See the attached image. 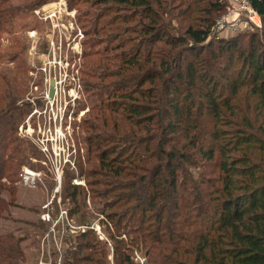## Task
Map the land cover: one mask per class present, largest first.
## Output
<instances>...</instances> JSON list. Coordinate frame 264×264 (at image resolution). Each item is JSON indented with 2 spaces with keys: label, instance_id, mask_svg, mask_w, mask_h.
<instances>
[{
  "label": "trees",
  "instance_id": "trees-1",
  "mask_svg": "<svg viewBox=\"0 0 264 264\" xmlns=\"http://www.w3.org/2000/svg\"><path fill=\"white\" fill-rule=\"evenodd\" d=\"M249 3L261 19L258 39L242 34L225 40L211 36L225 12L220 0H83L97 7L81 17L90 24L83 58L98 55L88 71L100 82L93 88L85 83L96 90L98 104L90 107L93 120L81 127L100 133L87 138L88 152L99 153L113 188L108 197L117 194L100 211L106 240L79 232L69 239L75 243L65 248L63 264H109V252L112 264H136L135 254L145 264H264V0ZM12 13L1 6L0 18ZM187 13L196 16L188 21L182 18ZM243 38L248 50L240 51ZM230 49L239 55L237 72H230V57L226 69L217 66ZM184 51L195 60L183 62ZM205 52L209 58H201ZM19 110L12 100L0 115L1 129L16 132L26 115ZM225 126L232 129L230 141L219 130ZM1 143L0 184L13 181L23 153L17 139ZM197 166L204 170L194 177ZM69 188L70 215L89 227L79 188ZM11 205L0 198V221L9 218ZM21 239L0 233V264L25 263Z\"/></svg>",
  "mask_w": 264,
  "mask_h": 264
},
{
  "label": "rangeland",
  "instance_id": "rangeland-1",
  "mask_svg": "<svg viewBox=\"0 0 264 264\" xmlns=\"http://www.w3.org/2000/svg\"><path fill=\"white\" fill-rule=\"evenodd\" d=\"M35 2L36 0H7L1 5L13 9V13L0 18V115L8 109L12 100L16 101V106L21 109L19 111H24L26 115L20 117L21 121L13 134L7 132V128L1 129L3 125L0 124V154L3 149L1 141L8 136L19 140L20 151L23 152L16 158V164H21L19 167L16 165L13 181L2 179L0 184V198L5 202H12L8 211L9 218L0 221V233L11 232L22 238L20 246L24 264H63L65 248H69L70 243H75L73 240L69 242V239L79 232L91 230L99 240H106L107 234L99 225V220L106 222V219L100 215V211L112 204L117 193L108 197L113 188L106 185L108 179L104 173L107 171L104 172L96 159L99 153L95 149L88 152L87 138L100 133L86 132L81 127L85 120H93L94 114L90 113V107L98 104L94 96L96 90H86L85 83L93 88L92 85L100 82L94 77L93 71H88L91 67L89 61H95L99 58L98 55L83 58V52L89 50V45L85 42L90 38L84 37L83 32L90 28V24L83 21L81 12L90 7L84 5L83 0H48L30 9V5L33 6ZM195 16L196 14L187 13L182 18L189 21ZM89 18L92 19V16ZM187 23L182 21L180 25L185 26ZM175 24L178 23L172 20L171 27L174 30L177 29ZM258 24L250 25L240 33L221 32L219 36L226 40L237 35L256 34L258 39L262 26L260 19ZM247 38L238 40L237 47L240 46V51L248 50ZM261 42L264 43L263 39ZM101 46L102 44L93 48L94 52H100ZM228 53L229 56L226 53L220 57L217 66H224L226 69L229 66L226 62L230 57L235 67L230 72H237L240 63L236 59L239 55L233 53V49ZM209 56V52H205L201 58ZM195 58L190 51L183 52V62ZM51 71L54 73L53 77L50 76ZM52 79L58 82L57 95L54 102L49 104L46 96ZM240 95L241 99L246 95L245 89L242 88ZM60 116L63 117L62 121ZM16 119L18 120V116ZM59 129L65 146L64 158L69 157L73 167L65 164L62 156L61 162L51 159L50 147L53 150L54 142L50 137L54 136L53 130ZM219 130L224 131L223 140H232L230 127H220ZM42 148L45 153L41 151ZM11 152L10 146L7 155ZM230 153L232 157L240 155L238 152ZM111 156L113 155L108 158ZM198 167L191 169L194 177L204 170ZM207 168L210 174V167ZM24 169L36 176L34 187L19 182L20 173ZM70 186L79 188L77 199L83 213L88 212L84 216L90 220L89 227L80 224L83 220L78 215H70L73 208L69 198ZM8 191H11V195ZM110 212L112 211L107 214ZM43 215H48L49 220H42ZM108 260L112 264L111 252ZM134 261L136 264L146 263V259L140 254H135Z\"/></svg>",
  "mask_w": 264,
  "mask_h": 264
},
{
  "label": "built area",
  "instance_id": "built-area-1",
  "mask_svg": "<svg viewBox=\"0 0 264 264\" xmlns=\"http://www.w3.org/2000/svg\"><path fill=\"white\" fill-rule=\"evenodd\" d=\"M223 1L225 4V12L224 14L215 21V24L211 31V36H215L216 38H220L219 34L221 32H227V33H240L242 31H245L247 27L250 25L252 26H258V22L260 17L258 14L254 11V9L251 7L249 0H220ZM261 20V19H260ZM231 37V35H228ZM52 74V76H51ZM54 73L53 71L50 72V76L53 77ZM54 81V93L53 97L50 99L48 97V93L46 98L48 99L49 104H52L54 100L56 99L57 95V88L56 85L58 84L55 79H52ZM49 91V89H48ZM55 118H57L55 116ZM63 117L60 116V121H62ZM48 132L51 133V130L49 129ZM54 136L50 137V140L54 142L53 150L50 147V151H52L51 159L58 160L61 162V156L65 164H69L71 167H73V162L68 157V159H65L64 157V141L61 137V129L59 130H53ZM48 140V139H47ZM47 144V143H46ZM43 145V144H42ZM45 146V145H43ZM42 152H47L48 149L45 147V151H43V148L41 149ZM69 151V150H68ZM49 160V157H48ZM58 170H56V173ZM57 178L59 179V173ZM19 182H22L28 187H34L36 182V176H34L31 172L24 169L19 176ZM42 220L47 221L49 220L48 215H43L41 217Z\"/></svg>",
  "mask_w": 264,
  "mask_h": 264
},
{
  "label": "water",
  "instance_id": "water-1",
  "mask_svg": "<svg viewBox=\"0 0 264 264\" xmlns=\"http://www.w3.org/2000/svg\"><path fill=\"white\" fill-rule=\"evenodd\" d=\"M52 76V74H51ZM54 81L53 80H50V83H49V91H48V97L51 99L53 97V93H54Z\"/></svg>",
  "mask_w": 264,
  "mask_h": 264
},
{
  "label": "bare ground",
  "instance_id": "bare-ground-1",
  "mask_svg": "<svg viewBox=\"0 0 264 264\" xmlns=\"http://www.w3.org/2000/svg\"><path fill=\"white\" fill-rule=\"evenodd\" d=\"M59 180V179H58Z\"/></svg>",
  "mask_w": 264,
  "mask_h": 264
}]
</instances>
